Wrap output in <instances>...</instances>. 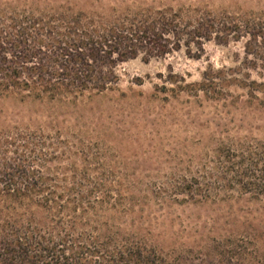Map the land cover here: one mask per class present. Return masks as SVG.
I'll list each match as a JSON object with an SVG mask.
<instances>
[{
	"label": "trees",
	"instance_id": "trees-1",
	"mask_svg": "<svg viewBox=\"0 0 264 264\" xmlns=\"http://www.w3.org/2000/svg\"><path fill=\"white\" fill-rule=\"evenodd\" d=\"M89 1L0 11L1 100L76 105L114 90L123 63L136 58L147 63L180 51L198 60L209 42L241 43L238 66L226 71H244L247 80L230 78L227 86H239L250 97L264 92L263 82L249 78L264 70V18L133 10L121 2L83 9ZM223 72L209 66L200 82L181 78L180 86L207 96ZM176 78L171 75L170 83ZM57 149L42 130L18 123L0 127V264H240L243 255L221 250V243L194 258L163 254L139 226L140 201L107 183L103 172L59 166ZM214 153L211 168L172 187L175 196L200 204L232 193L264 197V142Z\"/></svg>",
	"mask_w": 264,
	"mask_h": 264
},
{
	"label": "rangeland",
	"instance_id": "rangeland-1",
	"mask_svg": "<svg viewBox=\"0 0 264 264\" xmlns=\"http://www.w3.org/2000/svg\"><path fill=\"white\" fill-rule=\"evenodd\" d=\"M60 1L0 0V11H38ZM119 2L133 10L171 8L183 14L199 10L264 18V0H90L79 6L90 10ZM204 50L198 60L180 51L147 63L140 58L123 63L117 67L114 90L76 105L0 99V127L18 123L42 130L58 148L56 164L85 166L93 175L103 172L107 183L140 201L139 226L149 231L150 243L163 254L194 258L205 247L221 243V250L243 255L240 264H264V197L232 193L216 201L186 203L172 190L211 168L218 148L264 142V92L250 97L239 86H227L230 78L247 80L244 71H226L238 66L241 43L209 42ZM209 66L225 72L207 96L180 86L181 78L186 84L200 82ZM171 75L177 83H170ZM249 76L264 83V70Z\"/></svg>",
	"mask_w": 264,
	"mask_h": 264
}]
</instances>
